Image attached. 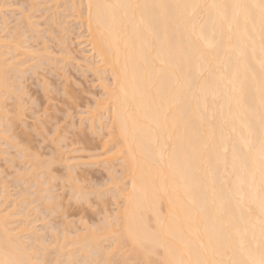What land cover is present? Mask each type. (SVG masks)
Listing matches in <instances>:
<instances>
[{
    "label": "bare ground",
    "instance_id": "bare-ground-1",
    "mask_svg": "<svg viewBox=\"0 0 264 264\" xmlns=\"http://www.w3.org/2000/svg\"><path fill=\"white\" fill-rule=\"evenodd\" d=\"M69 17L97 59L77 66L99 82L95 117L109 114L94 157L114 148L107 155L123 165L115 179L107 169L111 197L121 198L112 219L73 230L69 205L49 185L60 152L50 148L58 160L29 152L16 92L24 73L58 64L48 41L71 53L62 34ZM0 32V264H264V0H0ZM2 146L29 160L7 164L15 159ZM69 170L60 178L71 199L87 196ZM8 186H20L21 205ZM30 211L52 220L47 237L35 234Z\"/></svg>",
    "mask_w": 264,
    "mask_h": 264
},
{
    "label": "rangeland",
    "instance_id": "rangeland-1",
    "mask_svg": "<svg viewBox=\"0 0 264 264\" xmlns=\"http://www.w3.org/2000/svg\"><path fill=\"white\" fill-rule=\"evenodd\" d=\"M9 14L10 13H8V15ZM8 15H7L6 18H9V16H11V14L9 16ZM42 18H44V17H42ZM42 18L41 17H38V18H36V20L38 22L42 23L44 21ZM67 18H66V20H67ZM8 20L9 21H12V18L11 19H8ZM72 20L75 21L77 19H74V18L72 19V17L71 18L69 17V19L67 20V22H65V23H68V24H66V26L68 25L67 27H69V29L66 30V31H63V33H62V34L65 33L64 36L67 37L66 38L67 39L66 40V44L68 45V48H70V50H71L70 52L71 53H68V52H65V51L62 52L60 50V46L59 45L55 44L54 42L48 41L47 44L50 47L49 50H48V52L50 53L51 56H54L55 58L56 57L59 58V59H57V61L59 60V62H56L58 64L57 65L55 64L56 67H54V66L51 65L50 66L51 69L49 67L48 68L45 67L44 69L34 70V72H31L33 70H30L29 69L30 70L29 72L27 71L26 73H24L25 74V77H24V74H23V78L20 79V82L22 81L21 84L22 85L24 84L23 86L25 88L21 84L18 85V86L21 85L20 87L21 88H24V90L22 89V91H20L21 88H19V90H16V92L17 93H20V92L23 93V95L21 93L19 95H22L21 99L23 98L24 99L23 102H25V103L22 102V105L24 104L25 106H23V107L26 108V111L23 110V113L24 114H23L22 117H24V120H21V121L22 122H26L27 121V123H28L27 125L28 126H25L26 124L23 125L24 124L23 123L22 126L23 127L25 126L24 127L25 129L22 132H26L27 134L29 132L30 137H33V138H30V140H29L30 142H28L30 144L29 147H30V150H31V151H29V150L28 151L30 153H33L34 152L38 156L39 159H48V158L52 159L54 157H56L57 160L59 158L61 159V160L60 159L58 160L59 162L58 161L57 162H53V164L51 165V169L52 170L50 171V173H51V175H53V176L55 175V176H54V178H52L49 181L50 182L49 185H51V186L53 185L52 187L50 186L51 190H53L52 191L53 194L54 193H57V195H58V193L59 194L62 193V194L58 195V198H56V199H58V201L59 200L62 201V199H64L63 200L64 202L62 203V205L65 204L64 205L65 207H66V205L67 206L69 205L65 209V211L66 210L68 211V209L70 211V212L69 211L68 212L67 211L65 212L66 214H68V215H66V217H67L66 220L73 221L74 224L72 226H74L75 223H76V225H78V227L77 226L76 227L82 229V228H84V226H89L91 224L92 220H93V222H96V220L99 221L100 219H104L107 216H108L107 218H109V216H110V219H112L111 218V215H113L116 212L115 209H117V206L119 205L118 203L121 204V198L119 196L117 197V195H119V194H117L116 192H115L116 195H113L111 197V192L115 191L116 188L113 187V186H115V184L112 183L113 182L112 180L110 181V178L112 177V178L115 179L118 176L120 177V175H121V172L120 171L122 170L123 165H121L122 162L120 163V159L119 158L118 159H116V158H111L110 159V157L107 155V154L110 153V156H111L112 153H113L112 151L115 150L114 148H112L113 150L110 149V152H108L105 155V156L108 157L107 160H106L107 157L104 158L105 156H103V155H102L103 157L100 156V155H99L100 157H97V158L94 157V155L97 156L96 154H97V151H98V150L96 151V149L98 148V147L96 148V146H99L100 145L99 143L101 141H103L104 139L107 140V138H108V133H107V131H108L107 130L108 129V124L107 123H109V118H107V116L109 114L107 115L105 113V109L102 108L104 110V112L102 111V109H98V111L96 110L98 113H99V110H101L102 114L101 113H99V114L97 113V116L95 117V115H96L95 113L96 112H95V109L93 107L95 105V102L96 101H99L98 99L101 97L100 96L101 95V89H100L99 82L97 83V81H96L97 78H96V74L94 73V71L91 72L92 70H88V69L87 70L86 69L83 70L85 67H82L81 66V68H83V69H81L80 67H77V66H80L78 63H80L81 65H83L85 63L90 62L91 60L95 61L97 59L95 57H91L90 56L91 53L89 51H86V49L88 48V46L84 42V40H85V38H84V35H85V33H84L85 32L84 31V27L83 26L81 27V24H77L78 21H75L76 22L75 23ZM42 26L44 27V25H42ZM43 27H41V29ZM2 34L4 35V33H2ZM2 34L0 32V35L1 36H2ZM66 44H65V46H66ZM34 45H35V43H34ZM41 46H39V47L41 48ZM34 47L36 49V45ZM37 48H38V46H37ZM87 52H89V53H87ZM21 58H22V56L15 57V60H17V59L19 60ZM73 58H75V59H73ZM30 63H32V62H28L27 64H30ZM27 64H25L24 66H27ZM53 67H54V69H53ZM81 70H83V71H81ZM56 83L59 84L56 87L57 88L58 87L60 88V89L59 88L58 89L56 88V91L57 90H61V89L63 90L64 89L66 91V94H64L65 93L64 90H63L64 93H63V91H61L62 93L59 91V94H56V91H54L55 89L53 90L54 86L57 85ZM43 88L45 89L44 91H43ZM73 91H74V93H73ZM25 94H27V95L25 96ZM62 94H64V96ZM24 96H25V98H24ZM21 99L19 101H21ZM7 101H8V103L10 101L12 102V99L11 100L8 99ZM5 103H7V102H5ZM9 104H6V105H9ZM91 108H93L92 111H91ZM10 109H11V107H10ZM92 113H94V114H92ZM104 114H106V115H104ZM92 115H94V116H92ZM88 116H90V117H88ZM54 117H56V119H58V120L55 121V118ZM86 117H87L88 120H89V118L91 120L88 121L86 119ZM97 117L99 118V121H98ZM47 121L50 124L49 128L47 126V125H49L47 123ZM41 123H43L44 125H42ZM20 125H21V123H20ZM31 125H33V126H31ZM40 125H42L41 126V129L42 130H43V128L46 130L47 135H46V132L43 133L45 130L42 131L40 129ZM22 126H21V128L23 130V127ZM27 127H29V128H27ZM51 127H53V128L56 127V128H54L55 130H53V128L51 129ZM18 128H19V125H18ZM35 129H37L40 132V135L42 133V135H44V136L43 137H39V135H38L39 132L37 130H35ZM17 131H19V129H17ZM35 131H37V132H35ZM80 131H82V133ZM83 131H84V133H83ZM34 132H35V134H34ZM20 133H21V131H20ZM50 133H51V136H50ZM46 136L47 137H50V138H47ZM41 138L44 140V142L42 141ZM46 138L49 139V141L48 140H45ZM59 138H60V140H59ZM39 139H41V142H40ZM79 139L81 140L80 141L81 143H79ZM89 140L92 143H90ZM85 141H88V143L85 142ZM94 142H95V144L93 145ZM37 144H38V147L37 146L35 147V145H37ZM40 144L42 146H40ZM86 145H88V147H90V145H91L92 147H94V149H92V147H90V149H89L88 147H86ZM26 146H27V143H26ZM82 146H85L86 148L85 147H82ZM5 147H6V150H8L7 153H5V154H8V152L10 151L9 152L10 154H8L6 158H9V157H13L14 156L12 159L13 160L15 159L14 162L7 161V164L9 162V164L12 163V164H15L16 166L21 167L20 166V165H22L21 164V161L24 162V159L25 158H28V160H29V157L28 156L25 157L24 159H21L20 157H17L18 154L17 155H14L13 154L14 152L16 154V150L15 149L13 151V148H9L8 146H5ZM5 147L3 148V146H2L3 149H5ZM7 147L9 149H7ZM42 147H44V149ZM50 148L52 150L55 148L54 150L57 149V151H58V152L57 151H53L54 153L52 154L51 157H49V155H51L50 153H52V150ZM48 149H50L51 152H49ZM74 149H76V150L74 151ZM100 149H102V148H100ZM100 149L98 151L99 153L102 152V150L100 152ZM93 150H94V152H93ZM36 151L39 154H37ZM56 152H57V156H58V154L60 152L62 158H61L60 154H59V158H58L56 156V154H55ZM95 152H96V154H93ZM11 153L13 154V156H12ZM89 154L91 155L90 157H89ZM3 156L5 157L6 155H3ZM18 158H19V160H17ZM103 159H105V160H103ZM25 161H26V159H25ZM1 162L3 163L1 165L4 167V164L5 163L3 161H1ZM102 162L104 164H106L105 162H107L108 163V167L106 168V166H104V164ZM19 163H20V165H19ZM68 164H70L69 166H70L71 170L73 171V173L71 175L73 176L74 173H75V175H78V176H74L75 177L74 179H75V181H76V179H79L77 181L82 184L81 188L82 187H90V188H87V189L86 188H83L84 191H85V192L82 191L83 193H86V192H88L90 190L89 191L90 193L88 192V195L87 196L83 194V195H81L83 197H80L81 199H79L78 196L77 197L75 196L76 199L78 198V200H76L75 197H74V200L75 201L73 199H71L72 198V196L70 194L71 193L70 192L71 190L68 189V188H70V186L68 187V185H70V184L68 182L67 177H65V176L62 177L63 174H64L63 172L66 170L64 167L66 166L67 170L70 169V168L67 167ZM15 165L14 166L12 165L11 169L14 170V172L16 173L18 170L15 171L16 170V166ZM6 166H9V165H5V167ZM25 166H27V163H26ZM19 167H17V168L19 169ZM109 167L112 168L111 171L109 169V171L111 173V177L109 176L110 173L107 172L108 171L107 169ZM11 169H10V166H9V168L6 169V170H9L10 171ZM71 170H69V171H71ZM14 172H13V175H14ZM81 173H84V174H82L83 176L81 175ZM60 174L62 175L61 177L63 179L60 178ZM114 174H115V177L112 176ZM58 176H59V178H58ZM77 177H79V178H77ZM8 178L9 177H7L6 179H8ZM108 178H109V180H108ZM10 179H11V177H10ZM116 180L117 181L115 183L118 182L119 183V187H120V184L122 182L120 183L118 181V179H116ZM75 181H74V183H75ZM124 183H125V185L127 184V186H128L127 181H124ZM76 184L78 185L79 183H76ZM81 184H79L78 186H80ZM95 184L100 185L101 187H99V186H97ZM123 185H121V186H123ZM1 186L2 185L0 183V191L2 189ZM96 186H97V188H94ZM13 187L14 186H8V191H10L9 194H12L14 196V200H16V199H18V197H17V195H15L16 193L14 191L19 190V187L20 186L19 187H14V188ZM123 188L125 189V186ZM97 189H98V191H97ZM105 189H106L108 195L107 194H104V195L102 194L101 195V193L104 192ZM107 189L110 190V191L108 192ZM112 189H114V190H112ZM106 191L104 193H106ZM99 192H100V194H98ZM68 193L70 194L69 196H68ZM92 193H93V195H92ZM94 193L96 194V196H95ZM97 195H99V197ZM105 195H106V199L104 198ZM13 196H12V199H13ZM84 196H86V197H84ZM100 196H102V197H100ZM115 196H116V198H115ZM33 197H34V195H33ZM82 198H84V199H82ZM99 198H101V199L104 198L105 199V200L104 199L102 200L103 201L102 203H104V205L101 204L98 201V200H100ZM114 198H115V200H114ZM119 198H120V200H119ZM69 199H71V200H69ZM88 199H89V201H87ZM0 200H1V198H0ZM10 200L11 199H8V201H6L5 204L8 205V206H10L9 204H11V202L13 201V200H11V201ZM19 200H16V202L14 201L15 204H18ZM83 200H86V201L82 202ZM76 201H77V203H76ZM14 202H12V205L14 204ZM38 203H40V202H38ZM66 203H68V204H66ZM15 204H14V208H19L20 205H21V202H19L20 205H16L17 207H15ZM32 206H33V204H32ZM78 207L81 208V209H79ZM11 208H13V207H11ZM70 208L72 210H70ZM43 210H42V212H43ZM32 211H30L29 215L32 213ZM36 213H34V216H31V215L29 216V218H32L30 220L34 221L32 225L34 226V228L36 230V233L35 234H39V236L40 235H44V236L47 237L49 235L47 233L50 232V227H51V226L48 227L49 226V222L52 221V220H50L48 222L49 219L47 218L48 216H46L45 213L43 215V213L41 214V213L38 212L40 214V217H39V214H36ZM93 213H94V215H93ZM53 216H56V214L53 215ZM112 217H114V216H112ZM53 218L55 219L57 217H53ZM50 219H52V217ZM69 219H71V220H69ZM47 222H48V224H47ZM54 222L55 221H53V223ZM44 223H46L47 225H45ZM43 226H45V227H43ZM41 227H42L43 230L41 229ZM59 227L60 226H58V228ZM62 227H64V226H62ZM74 228H75V226L72 227L71 229L73 230ZM61 229L59 228L58 230H61ZM44 230H46V232ZM40 231H43V232H40ZM45 233L47 235H45ZM50 235H52V234H50ZM44 236H42V237H44ZM51 238H47V239H49V241H50Z\"/></svg>",
    "mask_w": 264,
    "mask_h": 264
}]
</instances>
